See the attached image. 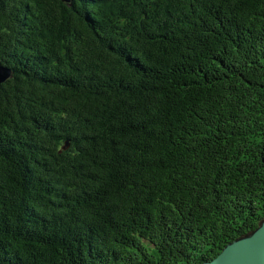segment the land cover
I'll return each instance as SVG.
<instances>
[{"label": "trees", "instance_id": "obj_1", "mask_svg": "<svg viewBox=\"0 0 264 264\" xmlns=\"http://www.w3.org/2000/svg\"><path fill=\"white\" fill-rule=\"evenodd\" d=\"M0 64V264H202L264 219V0H0Z\"/></svg>", "mask_w": 264, "mask_h": 264}, {"label": "water", "instance_id": "obj_2", "mask_svg": "<svg viewBox=\"0 0 264 264\" xmlns=\"http://www.w3.org/2000/svg\"><path fill=\"white\" fill-rule=\"evenodd\" d=\"M12 72L0 64V85ZM202 264H264V219L249 235L227 244L217 257Z\"/></svg>", "mask_w": 264, "mask_h": 264}, {"label": "rangeland", "instance_id": "obj_3", "mask_svg": "<svg viewBox=\"0 0 264 264\" xmlns=\"http://www.w3.org/2000/svg\"><path fill=\"white\" fill-rule=\"evenodd\" d=\"M66 3H68V1Z\"/></svg>", "mask_w": 264, "mask_h": 264}, {"label": "bare ground", "instance_id": "obj_4", "mask_svg": "<svg viewBox=\"0 0 264 264\" xmlns=\"http://www.w3.org/2000/svg\"><path fill=\"white\" fill-rule=\"evenodd\" d=\"M65 5V4H64ZM80 219V218H79Z\"/></svg>", "mask_w": 264, "mask_h": 264}]
</instances>
